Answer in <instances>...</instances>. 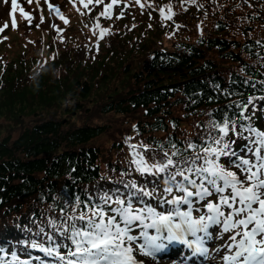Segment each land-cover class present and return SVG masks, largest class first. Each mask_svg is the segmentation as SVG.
Returning <instances> with one entry per match:
<instances>
[{
    "label": "trees",
    "instance_id": "16d2710c",
    "mask_svg": "<svg viewBox=\"0 0 264 264\" xmlns=\"http://www.w3.org/2000/svg\"><path fill=\"white\" fill-rule=\"evenodd\" d=\"M169 3L175 7L174 0ZM124 5L116 6L121 10ZM209 7L214 9L209 30L195 31V12ZM130 16L136 27L128 17L104 19L110 34L97 51L74 41L37 69L23 56L29 46L17 57H3L0 115L17 123L14 135H0V246L8 252L17 250L28 258L24 253L31 251L48 260L24 242L40 240L33 235L40 227L50 232L48 220L61 215L66 201L76 196L86 200L97 187H113L111 181L129 170L126 137L153 147L169 138L197 140V124L206 123L209 113H220L250 95L264 96L259 83L264 81V27L255 31L251 26L263 21L264 2L238 8L229 0H205L204 6L198 0L194 11L178 18L180 35L168 42H162L164 23L152 20L151 27L143 28L142 10ZM244 81L257 82L255 89ZM217 85L233 95H222ZM256 104V123L264 129V102ZM85 109L127 118L129 131L118 129L117 137H109L110 126L101 122L62 121ZM28 113L31 118L24 120ZM133 177L140 179L135 173Z\"/></svg>",
    "mask_w": 264,
    "mask_h": 264
},
{
    "label": "snow or ice",
    "instance_id": "6c2138e0",
    "mask_svg": "<svg viewBox=\"0 0 264 264\" xmlns=\"http://www.w3.org/2000/svg\"><path fill=\"white\" fill-rule=\"evenodd\" d=\"M10 2L11 27L17 28V9L31 24L32 16L18 0ZM69 2L75 6L74 0ZM80 2L89 11V5H103L95 17L93 34L99 30L98 40L110 34L99 20L111 19L120 0ZM45 3L69 23L58 7L48 0ZM135 3L142 9L153 7L148 0ZM158 11L162 21L175 15L171 3ZM123 15L122 9L116 19ZM8 27L5 22L0 33ZM244 83L255 89L257 82ZM216 88L222 95H233L219 85ZM258 100L264 102V96L250 95L220 113H209L206 123L197 124V140L169 138L153 147L133 144V137H126L129 170L111 181L113 187H97L86 200L76 196L66 201L61 215L48 220L50 232L40 227L33 234L40 240L24 242L25 248L49 259L33 257L31 251L24 253L28 258H21L17 250L8 252L0 246V264H159L163 259L172 264H195L197 259L206 264H264V129L256 123Z\"/></svg>",
    "mask_w": 264,
    "mask_h": 264
},
{
    "label": "rangeland",
    "instance_id": "374dc122",
    "mask_svg": "<svg viewBox=\"0 0 264 264\" xmlns=\"http://www.w3.org/2000/svg\"><path fill=\"white\" fill-rule=\"evenodd\" d=\"M166 1L167 0H148V3L153 7H145L143 9L135 3V0H120L119 4H129L127 8L122 7L121 10L123 9L124 12L123 17H128L126 20L129 22L131 27H136L135 17L130 16L132 11L135 9L142 10V12L145 14L144 19L146 21L143 23V28L150 27L152 20H158L164 23L165 29L164 33L162 34V42H168L175 35H180L177 31L178 28L176 27L177 25H180V20L178 18H181L184 12H188L190 10L194 11L196 3L198 4V0H195V3H193L192 0H174L175 7L172 8V11L175 13V15L171 20L162 21L158 11L159 7L162 5L158 6V4L165 3L166 5ZM229 1L232 7L238 8L246 4V2H264V0ZM110 2L111 0H105V3ZM141 2L143 3L144 0H141ZM199 2L204 6L205 0H199ZM18 3L21 7H23L25 12H28L32 16V23L29 24L23 17H21L19 9H17L15 13L17 28L14 30L11 27V19L9 17V12L11 11V2L9 0L8 3H5L4 0H0V26H3L5 22H7L9 25V27L3 33H0V63L2 62L4 56L8 58L17 57V53L23 50L26 46H29L30 52L23 53V56H25L26 60L29 61L31 69H37L39 66L45 65L53 59L55 50L58 51L63 45H71L74 41H80L81 43L87 45L88 51L98 50L99 42L101 41V39L98 40L99 30H95L96 35L93 34V30L94 23L96 22L95 17L98 16L99 12L103 11V5L95 7L89 5V9H91V11H89L83 7L80 0H74L75 6H73V3L69 2V0H48V3L54 7H58L62 15L69 21L68 24H65L55 12L50 11L48 4L45 3V0H33L31 4H29L27 0H18ZM77 9H79V11H77ZM121 10L120 7L117 8V6H114L112 9V17L116 18L119 16ZM81 12L83 15L80 14ZM213 12L214 9L211 7H209L206 12L196 11L194 30H209L205 28H209L211 17L214 14ZM136 13L141 15L140 11ZM197 13L201 14L199 18H197ZM165 14L167 15V9L165 10ZM41 17H43V23H41ZM104 19L105 18L101 17L99 24L102 28L109 29L110 23H104ZM263 22L264 19L261 23H255L254 25L248 23V25H251L255 31H257V29L262 31L264 27ZM37 25H39V27H37ZM53 25H55V28ZM166 28H169L170 31H168ZM57 29L60 31L57 32ZM76 29H80L82 32L77 33ZM69 32L73 34L72 37L66 35ZM85 105L89 107L90 103H86ZM74 112L75 111H72L71 114ZM29 113L27 116L23 117L24 120L31 118V114ZM66 118L69 120V123L73 125L80 124L82 122H101L106 126L109 125L110 132L107 133L109 137H117L118 135L116 132L118 129L129 131L130 127L127 118L120 119L119 116L117 117L115 115L102 116L98 113H91V111L86 109L78 111L73 116H65L62 118V121H64ZM16 128V121L11 122L5 116L0 115V135L5 133L14 135ZM104 138L106 137L104 136ZM165 260L170 262L168 264L172 263L171 260ZM33 264L35 263L33 262ZM148 264L154 263L153 261H149Z\"/></svg>",
    "mask_w": 264,
    "mask_h": 264
},
{
    "label": "bare ground",
    "instance_id": "6f19581e",
    "mask_svg": "<svg viewBox=\"0 0 264 264\" xmlns=\"http://www.w3.org/2000/svg\"><path fill=\"white\" fill-rule=\"evenodd\" d=\"M155 264V262H153ZM159 264H168L166 261L164 260H160Z\"/></svg>",
    "mask_w": 264,
    "mask_h": 264
}]
</instances>
